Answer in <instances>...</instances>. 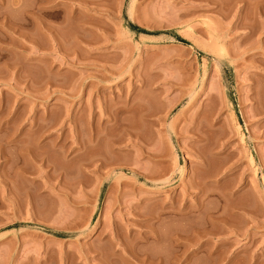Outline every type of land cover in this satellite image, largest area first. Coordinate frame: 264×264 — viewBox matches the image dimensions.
I'll return each mask as SVG.
<instances>
[{"label":"rangeland","instance_id":"obj_1","mask_svg":"<svg viewBox=\"0 0 264 264\" xmlns=\"http://www.w3.org/2000/svg\"><path fill=\"white\" fill-rule=\"evenodd\" d=\"M0 264H264V0H0Z\"/></svg>","mask_w":264,"mask_h":264},{"label":"bare ground","instance_id":"obj_2","mask_svg":"<svg viewBox=\"0 0 264 264\" xmlns=\"http://www.w3.org/2000/svg\"><path fill=\"white\" fill-rule=\"evenodd\" d=\"M40 125H42V122H41V124H39V126H40ZM38 128H39V127H38ZM40 128H41V127H40ZM154 156H155V155H154ZM159 156H161V155H159ZM151 172H152V171H151ZM152 173H153V172H152ZM143 174H144V173H143ZM146 175H147V174H146ZM143 177H144V176H143ZM153 180H154V179H153ZM153 180H152V181H153ZM165 181H166V180H165ZM162 183H163V182H162ZM141 259H142V258H141ZM141 259H140V260H141ZM141 261H142V260H141Z\"/></svg>","mask_w":264,"mask_h":264}]
</instances>
